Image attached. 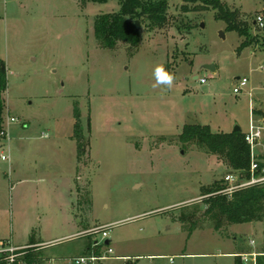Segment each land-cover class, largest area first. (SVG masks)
I'll list each match as a JSON object with an SVG mask.
<instances>
[{
  "label": "rangeland",
  "instance_id": "1",
  "mask_svg": "<svg viewBox=\"0 0 264 264\" xmlns=\"http://www.w3.org/2000/svg\"><path fill=\"white\" fill-rule=\"evenodd\" d=\"M222 1L258 40L239 48L244 39L214 9L188 3L197 9L185 15L183 0H167L164 27L138 22L137 46L108 49L92 23L119 10L118 0H0V238L52 240L34 243L40 264L85 255H105L93 264H235L264 251V221L215 231L204 220L189 234L173 218L175 208L201 201V187L226 174L240 179L224 158L181 142L184 124L245 131L252 109L264 113V27L254 23L264 21L263 0ZM180 20L188 33L176 29ZM158 67L171 86L157 84ZM237 76L248 79L240 92ZM253 152L264 157V131ZM104 224L107 238L92 230Z\"/></svg>",
  "mask_w": 264,
  "mask_h": 264
},
{
  "label": "trees",
  "instance_id": "2",
  "mask_svg": "<svg viewBox=\"0 0 264 264\" xmlns=\"http://www.w3.org/2000/svg\"><path fill=\"white\" fill-rule=\"evenodd\" d=\"M79 1V0H78ZM85 2H105L108 0H80ZM181 5L182 12L186 15L191 10H196L197 6L190 7L187 4L197 2L206 5L215 10V19H220L226 24L227 30H236L244 40L241 47L250 46L256 37L250 38L248 23L240 18V12L236 8H230L222 0H183ZM119 10L111 13L97 14L93 20V35L96 41L104 48L114 49L118 42H124L129 46L139 44V31L134 21L145 22L147 28H162L167 23L168 3L167 0H118ZM264 3V0H263ZM255 23V22H254ZM256 24V23H255ZM192 26L186 21L180 20L176 24V29L182 32H189ZM258 40V39H257ZM264 49V37L262 39ZM6 67L4 62L0 61V125L2 110L4 108V99L2 93L7 86L5 77ZM259 115L264 113L257 111ZM77 123L75 124L76 133L80 132L79 116L76 112ZM1 128V127H0ZM76 136V135H75ZM80 137V136H79ZM179 140L183 143L192 142L200 148H205L207 152L224 158L232 172L238 173L240 179L250 178V146L244 141V132L236 131H213L207 124H184ZM77 157L84 151L80 140L76 141ZM258 169L255 174H264V157H258ZM224 179L215 180L208 186L200 189L201 201L188 203L175 208L179 215L174 216L175 221L180 223V227L191 233L196 229H202L201 222L209 221V227L215 231H220L225 225L238 224L244 222L264 221V182L254 183V185L238 187L231 194L222 191L227 186ZM202 206V209H201ZM38 241L30 239L26 253L21 256L23 264H40V248L34 245ZM34 245V246H32ZM90 249V245L86 246ZM240 258H237L235 264H240ZM256 264H264V251L258 253L255 257ZM242 262V261H241Z\"/></svg>",
  "mask_w": 264,
  "mask_h": 264
},
{
  "label": "built area",
  "instance_id": "3",
  "mask_svg": "<svg viewBox=\"0 0 264 264\" xmlns=\"http://www.w3.org/2000/svg\"><path fill=\"white\" fill-rule=\"evenodd\" d=\"M254 22L260 28L264 27V21L261 15H256ZM201 82L205 80L203 78L200 79ZM237 86L233 88L234 92H240L241 89L247 84L248 79L246 77H238L236 79ZM17 119L15 117H9L10 122H14ZM248 130L244 132V141H246L250 146V178L246 180L236 179L232 174H226L225 180L229 181L230 183L222 189L225 193L231 194L232 191L236 190L238 187L254 185V183L264 182V174H255V171L258 169V162L257 158H254L253 147L259 143V138L264 131V119L262 120H255L251 115L248 121ZM7 135V130L5 128H0V137H5ZM1 159H7L4 154H1ZM106 224L102 226H98L92 230L99 232L101 231L102 237H108V231L106 230ZM249 243L254 245L253 241L250 240ZM29 245H15L11 238H0V264H18L21 261V256L26 253V250ZM113 250L112 248H107L106 252L111 253ZM258 254V253H257ZM255 253H242L240 254V259L247 264H256ZM94 256V255H85V256H75L72 258V262L74 264H93L94 261L100 260L104 257ZM250 257V263L248 262V258Z\"/></svg>",
  "mask_w": 264,
  "mask_h": 264
},
{
  "label": "clouds",
  "instance_id": "4",
  "mask_svg": "<svg viewBox=\"0 0 264 264\" xmlns=\"http://www.w3.org/2000/svg\"><path fill=\"white\" fill-rule=\"evenodd\" d=\"M157 84H167L171 86L172 76L166 73L162 67H158L155 72Z\"/></svg>",
  "mask_w": 264,
  "mask_h": 264
},
{
  "label": "crops",
  "instance_id": "5",
  "mask_svg": "<svg viewBox=\"0 0 264 264\" xmlns=\"http://www.w3.org/2000/svg\"><path fill=\"white\" fill-rule=\"evenodd\" d=\"M239 76H237L236 77V79L238 78ZM253 108H256V109H259V108H261V106L260 105H258V107H253ZM252 116H253V118L255 119V120H257V121H259V120H262V119H264V116H262V115H259L258 113H257V116H254V114H253V109H252ZM249 121V120H248ZM249 126V125H248ZM219 130H221V129H219ZM231 130H233V129H231ZM231 130H229V131H231ZM240 130L242 131V129H241V126H240ZM248 130V129H247ZM247 130H245V131H247ZM222 131V130H221ZM229 131H225V132H229ZM245 131H243V132H245ZM107 224V223H106ZM39 238H40V240L38 241L40 244H44V243H46V244H48V243H51V241L52 240H45V239H43L41 236H39ZM106 240V239H105ZM21 245H27V244H25V243H20ZM19 244V245H20ZM236 255V254H235ZM138 256H140V255H136V256H134L135 257V260H137L138 258ZM125 257H129V256H125Z\"/></svg>",
  "mask_w": 264,
  "mask_h": 264
},
{
  "label": "water",
  "instance_id": "6",
  "mask_svg": "<svg viewBox=\"0 0 264 264\" xmlns=\"http://www.w3.org/2000/svg\"><path fill=\"white\" fill-rule=\"evenodd\" d=\"M134 24H136V28H137V30H138V29H139L138 21L135 20V21H134ZM205 67H207V68L213 70V67H212L211 65H205ZM239 129H240V127H239L238 125H236V126L233 128V131H236V130H239ZM104 243H105V244H108V243H109V240H108V239L104 240Z\"/></svg>",
  "mask_w": 264,
  "mask_h": 264
}]
</instances>
